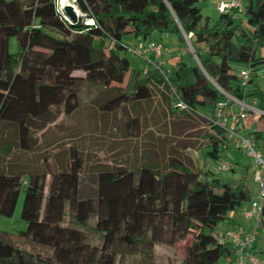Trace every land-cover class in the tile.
<instances>
[{"label": "trees", "instance_id": "trees-1", "mask_svg": "<svg viewBox=\"0 0 264 264\" xmlns=\"http://www.w3.org/2000/svg\"><path fill=\"white\" fill-rule=\"evenodd\" d=\"M241 1L242 11L219 13L208 26L206 18L200 23L197 0H74L82 16L71 23L55 0H0V133L8 128L13 133L10 141L0 135V156L12 147L34 149L31 121L52 107L73 112L86 86L95 88L98 98L106 96L96 106L105 115L154 96L172 116L199 114L197 106L211 105V115H201L210 131L202 135L199 150L217 159L229 141L209 121L215 103L224 99L218 88L264 108V91L251 78L264 62L256 55L264 45V0ZM234 12L241 13L239 44L232 40ZM154 32L186 41L195 62L180 61L169 75L165 65L158 69L144 60L140 75L129 65L123 39L161 43L151 37ZM11 36L14 52L8 50ZM234 63L250 72L244 85ZM175 96L191 110L172 108ZM139 124L137 115L127 113L123 127L129 136L138 134ZM262 131L248 132L261 150ZM38 156L41 168L24 173L0 167V215L12 214L22 185L20 218L25 221L23 230H0V264H123V256L134 252L146 261L153 246H173L188 234L192 239L179 264H214L229 254L212 231L248 198L242 183L201 178L190 159L174 154L162 162L147 158L132 168L99 166L92 173L85 172L74 146L67 147L63 160L48 149ZM259 228L264 254V208ZM249 250L264 264L253 243Z\"/></svg>", "mask_w": 264, "mask_h": 264}, {"label": "rangeland", "instance_id": "rangeland-1", "mask_svg": "<svg viewBox=\"0 0 264 264\" xmlns=\"http://www.w3.org/2000/svg\"><path fill=\"white\" fill-rule=\"evenodd\" d=\"M67 3L73 6L79 16H82L74 0H67ZM196 4L201 15L200 23H203L206 18L208 26H211L219 14L215 3L212 0H197ZM56 8L60 11L59 7ZM238 15L239 12L233 14V24L236 28L232 40L236 44L241 42L237 29L240 27ZM152 36L159 37L155 32ZM159 40L162 44V57L165 61L167 74L171 75L176 64L180 61L187 64L195 62L194 57L190 54L191 48L188 43L179 41L175 34H162ZM123 42L127 45L125 56L130 67L140 70V75H142V69L146 63L141 56L134 52L141 45V40L129 36L124 38ZM8 50L10 52L16 51L14 36L8 40ZM256 55L264 56V45L256 49ZM233 67L235 70H239L245 65L234 63ZM73 73L81 74L80 71ZM251 78L252 82L264 91V62L256 67ZM125 80L126 76L120 85H124ZM82 90L81 104L73 112L65 114L60 107H52L43 116L32 120L31 129L36 140L34 149L23 152L13 147L10 148L6 154L0 157L2 163L0 167L2 169L10 167L22 173L32 167L41 168L42 165L38 156L41 150L48 149L55 159L63 160L68 146H74L80 151L84 170L88 173L94 172L99 166L122 165L132 168L143 163L147 158L162 162L167 154H174L185 161L190 159L194 166L200 170L201 178L205 177L208 180L218 178L224 182H229L231 186L242 183L248 188V198L242 205L228 213L227 218L221 219L213 228L212 233L216 237H220L232 225L245 230L250 229V226L254 224V217L251 219L244 218L242 210L247 209L250 200L255 197L256 184L252 180L255 161L253 157L246 154L243 147L237 148L231 140L227 141V147L217 159L203 156L199 150L203 145L202 135L210 131V128L203 121L202 116L209 117L211 115L213 110L211 105L197 106L196 111L200 115L196 113L172 116L168 113V109L160 97L154 96L146 102L127 106L105 115L96 106L106 96L103 95V97L98 98L100 94H97L98 91L95 88L85 86L82 87ZM127 113L137 115L140 119L137 135L129 136L123 127ZM251 118L255 119L253 115L249 116V119ZM255 125L258 127L257 123ZM261 125H263L262 134L264 135V121ZM248 132L241 131L240 133L251 138ZM0 135L10 141L13 133L8 128L3 130ZM222 164H225L227 169L221 168ZM22 198L23 188L21 185L12 214L10 216L0 215V230L15 232L25 228V221L20 218ZM191 239V234H188L173 246L155 245L146 261H150L152 264H179L183 257L184 247L189 244ZM224 243L230 252L227 256H221L214 264H237L239 258L233 244L225 241ZM253 244L255 253L261 258L264 257V254L259 252L262 248L260 228ZM146 261L137 252L126 254L122 258L123 264H147Z\"/></svg>", "mask_w": 264, "mask_h": 264}, {"label": "built area", "instance_id": "built-area-1", "mask_svg": "<svg viewBox=\"0 0 264 264\" xmlns=\"http://www.w3.org/2000/svg\"><path fill=\"white\" fill-rule=\"evenodd\" d=\"M56 7L61 10L62 5L59 4V0H55ZM236 9L242 11L243 4L241 0H219L216 4V10L219 13H227L229 10ZM92 23L91 20H88ZM187 40L189 34L184 36ZM137 55L141 56L146 62L150 63L155 68L162 67L164 62L162 61V45L158 42H145L137 47L134 51ZM248 68H242L237 70V76L240 80V85H244L249 77ZM218 90L224 95L223 100H219L215 103L214 113L209 118V121L222 129L227 138L233 142V145L237 148L243 147L246 154L253 157L255 161V168L252 172V180L256 184L255 197L250 200L247 209L242 210V216L246 219L254 217V224L250 226V229L245 230L241 227H232L225 230L220 237H216L218 242H229L233 244L239 261L237 264H260L259 258L253 254L249 247L253 243L257 235V227L259 219L261 217V210L264 208V149L261 150L255 146L254 141L243 136L239 130L244 128V120L247 116L253 115L255 118L261 116V122L264 121V108L256 106L254 102L247 103L243 99L235 98L221 89ZM229 104L237 106V111H227ZM171 107L178 110H191L185 102L178 97H174L171 101ZM261 130V129H258ZM221 168L227 169L225 164L221 165Z\"/></svg>", "mask_w": 264, "mask_h": 264}, {"label": "crops", "instance_id": "crops-1", "mask_svg": "<svg viewBox=\"0 0 264 264\" xmlns=\"http://www.w3.org/2000/svg\"><path fill=\"white\" fill-rule=\"evenodd\" d=\"M214 3H215V6H216V4H217V2L219 1V0H212ZM240 15H241V13L239 12V15H238V19H240ZM153 34V33H152ZM151 34V35H152ZM152 38H155V39H157V40H159L160 39V37H155V36H151ZM151 38V39H152ZM139 40H141V39H139ZM145 40H141V42L143 43ZM160 41V40H159ZM140 42V43H141ZM141 43V44H142ZM162 59V61L164 62V65H165V61H164V59H163V57L161 58ZM173 61H175V58H173ZM232 107H234V108H232ZM236 108V109H235ZM229 110H231V111H237V106L236 105H234V104H229L228 105V107H227V111H229ZM249 116H252V115H249ZM249 116H247L246 117V120L244 121V128H241L240 130H239V132H241V131H251V130H258V129H263V125H261V121L259 120V121H255V119L253 120L252 118L251 119H249ZM257 123V126L258 127H256V124ZM3 156V155H2ZM2 156H0V157H2ZM2 165V163L0 162V166ZM4 165H5V163H4ZM5 168V167H4ZM244 209H246V208H244ZM232 212V211H231ZM234 222V221H233Z\"/></svg>", "mask_w": 264, "mask_h": 264}, {"label": "water", "instance_id": "water-1", "mask_svg": "<svg viewBox=\"0 0 264 264\" xmlns=\"http://www.w3.org/2000/svg\"><path fill=\"white\" fill-rule=\"evenodd\" d=\"M59 12L62 14L63 18L69 23L74 22L79 16V14H77L73 9V6L68 3L63 4Z\"/></svg>", "mask_w": 264, "mask_h": 264}, {"label": "bare ground", "instance_id": "bare-ground-1", "mask_svg": "<svg viewBox=\"0 0 264 264\" xmlns=\"http://www.w3.org/2000/svg\"><path fill=\"white\" fill-rule=\"evenodd\" d=\"M65 3H67V0H59V4L63 5Z\"/></svg>", "mask_w": 264, "mask_h": 264}]
</instances>
